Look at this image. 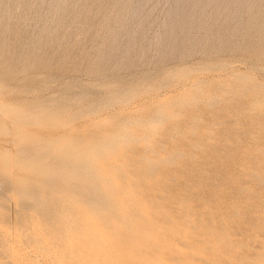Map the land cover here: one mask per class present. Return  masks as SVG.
Segmentation results:
<instances>
[{"label":"rangeland","instance_id":"1","mask_svg":"<svg viewBox=\"0 0 264 264\" xmlns=\"http://www.w3.org/2000/svg\"><path fill=\"white\" fill-rule=\"evenodd\" d=\"M2 130L0 262L264 264V0H0Z\"/></svg>","mask_w":264,"mask_h":264},{"label":"bare ground","instance_id":"2","mask_svg":"<svg viewBox=\"0 0 264 264\" xmlns=\"http://www.w3.org/2000/svg\"><path fill=\"white\" fill-rule=\"evenodd\" d=\"M13 120V119H12ZM19 130V129H18ZM1 132H5L4 130H2V131H0V135L2 134ZM6 133V132H5ZM4 133V134H5ZM15 133H17V132H15ZM15 133H13V134H15ZM18 134V133H17ZM16 134V135H17ZM16 135H13L14 136V138L16 137ZM6 136V135H5ZM33 137V136H32ZM25 138H27V136L25 137ZM25 138L24 139H22V140H25ZM2 139V138H1ZM12 139H13V137H12ZM16 139V138H15ZM4 140V139H3ZM29 140V139H28ZM11 141V140H10ZM13 141H14V139H13ZM19 141H20V139H19ZM25 141H27V139L25 140ZM29 141H31V140H29ZM16 142H18V141H16ZM55 142V141H54ZM8 143V142H7ZM6 143V144H7ZM14 143V142H13ZM19 143V142H18ZM20 143H21V141H20ZM19 143V144H20ZM14 144H16V143H14ZM14 144H13V146H14ZM1 145H3V144H1ZM11 145H12V142H11ZM36 145V144H35ZM34 145V146H35ZM8 146H10V145H8ZM16 146V145H15ZM30 146V145H29ZM45 146V145H44ZM51 146V145H50ZM6 147V146H5ZM21 147V146H20ZM41 147H43V146H41ZM61 147V146H60ZM3 148V147H2ZM14 147H12V149H13ZM15 148H17V147H15ZM62 148V147H61ZM1 149V148H0ZM10 149V148H9ZM21 149V148H20ZM39 149H41V148H39ZM44 149V148H43ZM42 149V150H43ZM52 149H54L53 147H52ZM70 149V148H69ZM4 150H5V148H4ZM16 150V149H15ZM18 150H19V147H18ZM49 150V149H48ZM14 151V150H13ZM21 151V150H20ZM34 151V150H33ZM32 152V151H31ZM67 152V151H66ZM16 156L17 155H19L18 153L19 152H17L16 151ZM62 153V152H61ZM0 155H2V154H0ZM13 155V154H12ZM44 155V154H43ZM15 156V155H14ZM1 157V156H0ZM3 157V156H2ZM13 157V156H12ZM15 158H17V157H15ZM10 159V158H9ZM12 159V162H13V159H14V157L13 158H11ZM0 160H4V158H1ZM8 161H10V160H8ZM22 161V160H21ZM20 161V162H21ZM16 162V161H15ZM1 164H2V162H0ZM18 163V162H17ZM38 163V162H37ZM0 164V165H1ZM4 164H6V163H3L2 165H4ZM29 164V163H28ZM42 164V163H41ZM45 164V163H44ZM34 165V164H33ZM40 165V164H39ZM32 166V165H31ZM0 196L2 195V194H4V190H10V188H11V186H10V184H11V173H9V172H7V171H4V170H2L3 168L0 166ZM18 169V168H17ZM20 169H22V168H20ZM19 169V170H20ZM16 170V169H15ZM48 170V169H47ZM29 172V171H28ZM41 172V171H40ZM23 175H24V173L23 172H21ZM39 173V172H38ZM43 173V172H42ZM52 173V172H51ZM13 174V173H12ZM17 174H19V173H17ZM14 175V174H13ZM22 175V176H23ZM15 176V175H14ZM19 176H21V175H19ZM32 176V175H31ZM24 177V176H23ZM12 178H16V177H12ZM27 178V177H26ZM19 179V178H18ZM15 179H13V181H14ZM12 181V184L14 183ZM15 182H17L16 180H15ZM15 184H17V183H15ZM19 184V183H18ZM16 186V185H15ZM21 186V185H20ZM14 187V186H13ZM12 187V188H13ZM17 188V187H16ZM15 188V190H17ZM19 188V187H18ZM26 188V187H25ZM35 189V188H34ZM13 191V192H12ZM11 192L12 193H14V194H17V192L18 191H14V190H12ZM32 191V190H31ZM16 192V193H15ZM40 192V191H39ZM38 192V193H39ZM20 193V191L18 192V194ZM25 193V192H24ZM35 193V192H34ZM41 195H43V194H41ZM12 198H13V196H12ZM11 198V199H12ZM7 200V199H6ZM20 200V199H19ZM19 200H18V202H19ZM38 200V199H37ZM13 201V200H12ZM23 201L24 200H22V201H20V203L22 202V204H23ZM28 201V200H27ZM38 202H39V200H38ZM40 203V202H39ZM20 205V204H19ZM29 205V204H28ZM32 205V204H31ZM18 206V205H17ZM39 206V205H38ZM2 207H3V205H2ZM41 207V206H40ZM29 208H30V206H29ZM2 209V208H1ZM19 209H21V208H19ZM16 210V209H15ZM32 210V209H31ZM47 211H49V210H47ZM18 212V211H17ZM41 212V211H40ZM29 213V212H28ZM39 213V212H38ZM43 213H44V211H43ZM26 214H27V212H26ZM25 214V215H26ZM37 214V213H36ZM45 214H47V213H45ZM49 215H38V217H36V218H39L38 219V223L39 224H45L46 223V226H48L46 229H45V233L44 234H46V237H47V235H48V237L46 238V241H47V243H48V246L49 245H53V248L55 247V251H52V253H49V259L54 263V264H74V260L72 259L73 257H72V255H71V251H70V247H71V245L69 244V242L68 241H66V242H62L61 241V238H65V239H67V238H69V236H70V232H73V230H74V228L70 225V224H68V223H66V222H64L62 219L60 220L59 218H56L55 216H53V215H51L52 213H48ZM23 215V214H22ZM6 216V215H5ZM11 216V215H10ZM31 216V215H30ZM57 216V215H56ZM35 217V216H34ZM24 218V217H23ZM26 218V217H25ZM33 218V217H32ZM3 219V218H2ZM11 219V218H10ZM28 219H30V218H28ZM4 220H6V219H4ZM34 220V219H33ZM37 220V219H36ZM3 221V220H2ZM30 221V220H29ZM5 222V221H4ZM14 222V221H13ZM16 222V221H15ZM23 222V221H22ZM32 222V221H31ZM70 222H71V220H70ZM74 222V221H73ZM1 223H3V222H1ZM24 223V222H23ZM22 223V224H23ZM27 223V222H26ZM25 223V224H26ZM72 223V222H71ZM15 224V223H14ZM21 224V225H22ZM24 224V225H25ZM32 224V223H31ZM33 225H34V222H33ZM15 226H16V224H15ZM19 226V225H18ZM35 226V225H34ZM36 226H38V224L36 225ZM21 227V226H20ZM33 227V226H32ZM22 228V227H21ZM34 230V229H33ZM22 231V230H21ZM20 232V231H19ZM37 234V233H36ZM40 235V234H39ZM24 236V235H23ZM44 239H45V237H43ZM43 240V239H42ZM44 241V240H43ZM43 241H42V243H43ZM87 241H88V239H87ZM91 241H92V238L87 242V244H90V245H93V243H91ZM31 244H33V245H35L36 247H37V249L40 251V252H45V253H47V249H46V247H42V246H40V243H41V241L39 240V238L37 239V240H34V239H31ZM38 243V244H37ZM23 244V243H22ZM46 245V244H45ZM43 246H44V244H43ZM48 246H47V248H48ZM50 246V247H51ZM52 248V247H51ZM50 250V249H49ZM50 252V251H49ZM47 255H48V253H47ZM4 256V255H3ZM0 260H2V259H0ZM16 263V262H15ZM18 264H23V262L20 260L19 262H17ZM0 264H5V263H2V261L0 262ZM25 264V263H24Z\"/></svg>","mask_w":264,"mask_h":264}]
</instances>
